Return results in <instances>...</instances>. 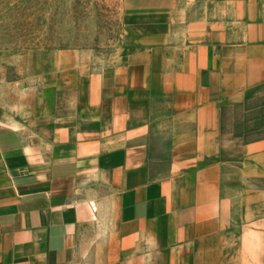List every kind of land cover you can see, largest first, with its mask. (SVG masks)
<instances>
[{"label":"crops","instance_id":"1","mask_svg":"<svg viewBox=\"0 0 264 264\" xmlns=\"http://www.w3.org/2000/svg\"><path fill=\"white\" fill-rule=\"evenodd\" d=\"M121 16L0 119V264H264V0Z\"/></svg>","mask_w":264,"mask_h":264},{"label":"rangeland","instance_id":"2","mask_svg":"<svg viewBox=\"0 0 264 264\" xmlns=\"http://www.w3.org/2000/svg\"><path fill=\"white\" fill-rule=\"evenodd\" d=\"M122 28L121 0H0V119L32 106L36 55L110 52Z\"/></svg>","mask_w":264,"mask_h":264}]
</instances>
